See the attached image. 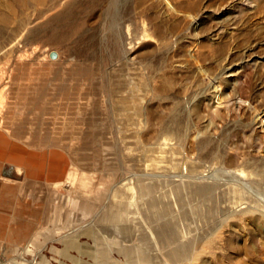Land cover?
I'll list each match as a JSON object with an SVG mask.
<instances>
[{"label": "rangeland", "instance_id": "rangeland-1", "mask_svg": "<svg viewBox=\"0 0 264 264\" xmlns=\"http://www.w3.org/2000/svg\"><path fill=\"white\" fill-rule=\"evenodd\" d=\"M28 15L0 31L2 264H264V0ZM127 63L145 89L129 101Z\"/></svg>", "mask_w": 264, "mask_h": 264}, {"label": "bare ground", "instance_id": "bare-ground-1", "mask_svg": "<svg viewBox=\"0 0 264 264\" xmlns=\"http://www.w3.org/2000/svg\"><path fill=\"white\" fill-rule=\"evenodd\" d=\"M34 1L40 2L41 0H9L8 4H6L3 9H0V27H2L0 29V31L2 32L3 29H6V28L9 27V25H11V31H12L11 36L12 37L17 36L18 33H20V31H22L24 29V27L26 25V22L29 20V17H28L29 16L28 15V8L32 5V3ZM22 13H26L27 17H25V18H19V15L22 14ZM31 36H32V30L31 29L30 30L28 29L26 31V33L23 34V36H21V38L19 39L20 41H19L18 44H20V46L23 49V51L21 52V54L22 53L23 54L19 56L22 60H25L28 57V46H29V42H31ZM127 38L130 41L131 34H130V32L128 30H127ZM128 44H129V46L127 48H130V43L128 42ZM127 64L130 67L129 68L130 69L129 71H130V76H131V81L129 82V85H127V86H129L128 94H127V100L128 99L129 100L139 99L145 93V89H144L143 82H141V80H140L141 79L140 75L138 73L135 74V70H134L132 64L131 63H127ZM133 79H136V81L135 82L132 81ZM211 86L213 88H216L215 81H212L211 82ZM167 87H168L167 79L164 77V78L161 79V81H159V84L154 88V90L155 91H163V90H166ZM213 93H214L213 94V97L217 96V98H216V104L221 103L222 100H220L219 91L218 90H215V92H213ZM175 133H174V135L176 136ZM171 140H173L172 136L164 137L163 140L160 141V144H168V142L171 141ZM157 161L155 160V161H152V162L156 164ZM192 164L194 165V163H192ZM237 169L233 168V169H229V170H222L223 176H226L227 177V181L225 182L226 185H229V186L234 187V188H238V186H241L243 184L242 183L243 181H241V179H240L244 175L243 174V170H237ZM192 174H195L196 175V172H193ZM157 175L158 176H161V174H157ZM174 176L176 177V176H178V174L177 173H173V175L170 177V179L172 177L174 178ZM221 182H223V181L221 180ZM193 186H194V183H193ZM236 193H239V192H236ZM165 194L166 193H164L163 196H166ZM242 203H244V202H242ZM0 264H2V261L1 260H0ZM188 264H190V262Z\"/></svg>", "mask_w": 264, "mask_h": 264}, {"label": "water", "instance_id": "water-1", "mask_svg": "<svg viewBox=\"0 0 264 264\" xmlns=\"http://www.w3.org/2000/svg\"><path fill=\"white\" fill-rule=\"evenodd\" d=\"M51 57H54V53L51 54Z\"/></svg>", "mask_w": 264, "mask_h": 264}]
</instances>
